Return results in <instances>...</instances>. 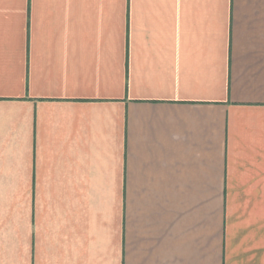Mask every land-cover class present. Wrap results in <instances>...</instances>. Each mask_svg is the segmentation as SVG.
<instances>
[{"label":"crops","instance_id":"1","mask_svg":"<svg viewBox=\"0 0 264 264\" xmlns=\"http://www.w3.org/2000/svg\"><path fill=\"white\" fill-rule=\"evenodd\" d=\"M0 264H264V0H0Z\"/></svg>","mask_w":264,"mask_h":264}]
</instances>
